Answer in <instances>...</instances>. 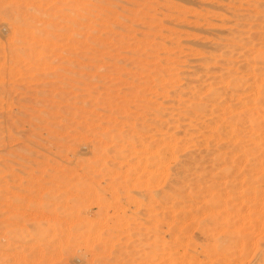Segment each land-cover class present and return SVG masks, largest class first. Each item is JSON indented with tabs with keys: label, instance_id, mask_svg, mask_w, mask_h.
<instances>
[{
	"label": "rangeland",
	"instance_id": "obj_1",
	"mask_svg": "<svg viewBox=\"0 0 264 264\" xmlns=\"http://www.w3.org/2000/svg\"><path fill=\"white\" fill-rule=\"evenodd\" d=\"M0 160V264H264V0H0Z\"/></svg>",
	"mask_w": 264,
	"mask_h": 264
},
{
	"label": "bare ground",
	"instance_id": "obj_2",
	"mask_svg": "<svg viewBox=\"0 0 264 264\" xmlns=\"http://www.w3.org/2000/svg\"><path fill=\"white\" fill-rule=\"evenodd\" d=\"M1 2H5V1H1ZM12 2V1H11ZM18 2V1H17ZM40 2V1H39ZM42 2V1H41ZM84 2V1H83ZM113 5V4H112ZM3 6V5H2ZM30 8V7H29ZM35 8V7H34ZM73 10V9H72ZM19 11V10H18ZM36 11H37V9H36ZM84 11V10H83ZM20 14V13H19ZM43 14V13H42ZM41 14V15H42ZM8 15V14H7ZM95 15V14H94ZM45 16V15H44ZM19 17V16H18ZM79 17V16H78ZM21 18V17H20ZM45 18V17H44ZM86 18V17H85ZM18 19V18H17ZM21 19H23V18H21ZM26 19V18H25ZM34 19V18H33ZM40 19V18H39ZM68 20V19H67ZM19 21H21V20H19ZM36 21V20H35ZM17 22V21H16ZM39 23V22H38ZM72 23H75L74 21L72 22ZM36 24V23H35ZM55 24V23H54ZM40 26V25H39ZM47 26V25H46ZM72 26H76V25H72ZM36 27V26H35ZM48 27V26H47ZM51 27V26H50ZM39 28V27H38ZM73 28V27H72ZM22 29V28H21ZM26 29V28H25ZM77 29V28H76ZM20 30V29H19ZM24 30V29H23ZM35 30V29H34ZM22 31V30H21ZM38 31V30H37ZM74 31V30H73ZM18 32V31H17ZM41 32V31H40ZM20 33V32H19ZM24 34V33H23ZM26 34V33H25ZM24 34V35H25ZM39 34V33H38ZM37 34V35H38ZM31 36H32V34H30ZM35 38V37H34ZM32 39V38H31ZM33 40V39H32ZM22 41V40H21ZM26 42V41H25ZM36 43V42H35ZM20 45V44H19ZM49 45V44H48ZM54 45V44H53ZM14 50V49H13ZM21 50V49H20ZM5 73V72H4ZM5 84V83H4ZM5 90V89H4ZM207 99V98H206ZM179 143V142H178ZM166 147H169V145L168 146H166ZM168 149V148H167ZM166 149V150H167ZM170 149V148H169ZM172 151V150H171ZM119 153V152H118ZM163 154V153H162ZM173 154V153H172ZM122 155V154H121ZM103 156V155H102ZM152 158V157H151ZM165 158V157H164ZM165 159H167V158H165ZM164 159V160H165ZM168 160V159H167ZM166 160V161H167ZM158 161V160H157ZM165 161V162H166ZM169 161V160H168ZM85 162V161H84ZM165 162L163 163V164H165ZM167 163V162H166ZM161 164H162V162H161ZM159 165V164H158ZM97 166V165H96ZM157 166V165H156ZM156 166H155V168H156ZM160 166V165H159ZM164 166V165H163ZM162 166V167H163ZM5 167V163H3V161L2 160H0V171H2L3 170V168ZM158 167V166H157ZM105 171V170H104ZM227 171V170H226ZM89 172V171H88ZM2 173V172H1ZM106 173V172H105ZM158 173V172H157ZM98 174V173H97ZM101 174V173H100ZM156 174V173H155ZM106 175V174H105ZM97 176V175H96ZM95 176V177H96ZM120 176V175H119ZM101 177V176H100ZM157 177V176H156ZM80 178V177H79ZM125 178V177H124ZM130 178V177H129ZM78 179V178H77ZM82 179V178H81ZM126 180H128V179H126ZM125 180V181H126ZM73 181V180H72ZM78 181V180H77ZM82 181V180H81ZM113 181V180H112ZM111 181V182H112ZM134 181V180H133ZM135 181H136V179H135ZM178 180H176V182H177ZM69 182V181H68ZM79 182V181H78ZM121 182V181H120ZM127 182V181H126ZM179 182V181H178ZM177 182V183H178ZM95 183V182H94ZM109 183V182H108ZM116 183H118V182H116ZM115 183V184H116ZM123 185H124V183L123 182H121ZM129 183H131V182H129ZM139 183V182H138ZM174 183V182H173ZM76 184V183H75ZM111 184V183H110ZM127 185H128V183H126ZM132 184V183H131ZM77 185V184H76ZM112 185H113V183H112ZM111 185V186H112ZM118 186H119V184H117ZM130 185V184H129ZM133 185H134V183H133ZM167 185V184H166ZM179 185H180V182H179ZM101 186V185H100ZM125 186V185H124ZM132 186V185H131ZM135 186H137L138 187V185H135ZM79 187H82V186H79ZM87 187V186H86ZM90 187V186H89ZM112 187H114V186H112ZM116 187V186H115ZM129 187V186H128ZM167 187V186H166ZM84 188V187H83ZM117 188V187H116ZM121 188H124V187H120V189ZM127 188V187H126ZM139 188V187H138ZM177 188H178V186H177ZM181 188V187H180ZM183 188V187H182ZM115 189V188H114ZM120 189L118 190V188H117V190L119 191V192H121L120 191ZM212 189V188H211ZM79 190V189H78ZM81 190H82V188H81ZM90 190V189H89ZM125 191H126V189H125ZM124 191V192H125ZM74 192H75V190H74ZM79 192V191H78ZM88 192V191H87ZM105 192V191H104ZM107 192H108V190H107ZM106 192V193H107ZM188 192V191H187ZM83 193V192H82ZM128 193V192H127ZM155 193V192H154ZM71 194V193H70ZM90 194V193H89ZM100 194V193H99ZM120 194V193H119ZM172 194V193H171ZM209 194V193H208ZM74 195V194H73ZM77 195V194H76ZM87 195H88V193H87ZM127 195V194H126ZM214 195H215V193H214ZM214 195L213 196H211V197H214ZM84 196V195H83ZM95 196V195H94ZM111 196V195H110ZM166 196V195H165ZM172 196V195H171ZM177 196V195H176ZM228 196V195H227ZM131 197V196H130ZM182 197V196H181ZM194 197V196H193ZM210 197V198H211ZM218 197V196H217ZM86 198H88V197H86ZM85 198V199H86ZM118 198V197H117ZM176 198V197H175ZM208 198H209V196H208ZM89 199V198H88ZM166 199V198H165ZM192 199V198H191ZM96 200V199H95ZM98 200V199H97ZM117 200V199H116ZM76 201V200H75ZM79 201H81V200H79ZM79 201H78V208H82V207H84V204L82 205L81 204V202H80V204L82 205L81 207L79 206L80 204H79ZM85 201V200H84ZM84 201H82V202H84ZM141 201V200H140ZM174 201V200H173ZM193 201V200H192ZM212 201V200H211ZM77 202V201H76ZM130 202V201H129ZM162 202V201H161ZM214 203V202H213ZM175 204V203H174ZM207 204V203H206ZM205 204V205H206ZM211 204H212V202H211ZM85 205H87V204H85ZM108 206V205H107ZM173 206H175V205H173ZM101 207V206H100ZM190 207V206H189ZM191 207H194V203L192 204V206ZM85 208V207H84ZM188 208V207H187ZM184 209V208H183ZM198 209H199V207H198ZM188 210V209H187ZM191 210H193L194 211V209H192L191 208ZM197 210V209H196ZM85 211V210H84ZM101 211V210H100ZM119 211V210H118ZM130 211V210H129ZM198 211V210H197ZM79 212H81V211H79ZM177 212V211H176ZM196 213V212H195ZM190 214H192V213H190ZM74 215V214H73ZM80 215V214H79ZM84 216V215H83ZM71 217V216H70ZM84 218V217H83ZM86 218V217H85ZM171 218V217H170ZM87 219H88V217H87ZM197 220V219H196ZM174 221V220H173ZM122 222V221H121ZM58 223V222H57ZM66 223V222H65ZM127 224V223H126ZM179 224V223H178ZM46 225V224H45ZM55 225H57V224H55ZM61 225V224H60ZM63 225V224H62ZM76 225V224H75ZM105 225V224H104ZM78 226V225H77ZM194 226V225H193ZM75 227V226H74ZM86 227H88V225L86 226ZM154 227V226H153ZM45 228V227H44ZM58 228V227H57ZM83 228V227H82ZM89 228V227H88ZM94 228V227H93ZM65 229V228H64ZM71 229V228H70ZM75 229V228H74ZM188 229V228H187ZM46 230V229H45ZM72 230V229H71ZM76 230H78V228L76 227ZM178 230V229H177ZM64 231V230H63ZM82 231V230H81ZM86 231H87V229H86ZM116 231V230H115ZM72 232V231H71ZM74 232H75V230H74ZM90 232V231H89ZM47 233V232H46ZM82 233V232H81ZM94 233V232H93ZM214 233V232H213ZM76 234V233H75ZM84 234V233H83ZM39 235V234H38ZM70 235V234H69ZM74 235V234H73ZM82 235V234H81ZM126 235V234H125ZM62 236H64V235H62ZM83 236V235H82ZM114 236V235H113ZM177 236V235H176ZM182 236V235H181ZM187 236V235H186ZM44 237V236H43ZM77 237V236H76ZM76 237H75V239H76ZM195 237V236H194ZM60 238V237H59ZM64 238V237H63ZM88 238V237H87ZM117 238V237H116ZM185 238V237H184ZM50 239V238H49ZM61 239H62V237H61ZM71 239V238H70ZM74 239V238H73ZM82 239H84V238H82ZM109 239V238H108ZM179 239V238H178ZM68 240H69V238H68ZM76 240H78V239H76ZM180 240V239H179ZM55 241V240H54ZM56 241H59V240H57L56 239ZM55 241V242H56ZM66 241V240H65ZM186 241V240H185ZM38 242V241H37ZM61 242H63L64 243V241H61ZM77 242V241H76ZM218 242V241H217ZM220 242V241H219ZM54 243V242H53ZM52 243V244H53ZM66 243V242H65ZM71 243V242H70ZM73 243V242H72ZM83 243V242H82ZM188 243V242H187ZM214 243V242H213ZM51 244V243H50ZM56 244V243H55ZM61 244V243H60ZM105 244V243H104ZM224 244H225V241H224ZM58 245V244H57ZM221 245V244H220ZM220 245H218V246H220ZM48 246V245H47ZM56 246V245H55ZM61 246H63L64 247V245H61ZM70 246V245H69ZM69 246H66V247H69ZM260 246V245H259ZM54 247V246H53ZM59 247H60V245H59ZM96 248H97V245H96ZM180 248V247H179ZM185 248V247H184ZM219 248H221V247H219ZM40 249V248H39ZM66 249V248H65ZM70 249V248H69ZM186 249V248H185ZM215 249V248H214ZM213 249V251L215 252V251H217L216 249L214 250ZM56 250V249H55ZM58 250H59V248H58ZM193 250V249H192ZM219 250V249H218ZM68 251V250H67ZM167 251V250H166ZM175 251V250H174ZM222 251H223V249H222ZM229 251V250H228ZM242 251V250H241ZM44 252V251H43ZM57 252H59V251H57ZM114 252H116V251H114ZM183 252V251H182ZM219 252H221V251H217V253H219ZM258 252V251H257ZM36 253V252H35ZM54 253V252H53ZM64 253V252H63ZM201 253V252H200ZM207 253V252H206ZM205 252L204 253H202L201 255L203 256L204 254H206ZM210 253V252H209ZM58 254V253H57ZM215 254V253H214ZM39 255H41L40 253H39ZM67 255V254H66ZM218 255V254H217ZM57 256V255H56ZM192 256V255H191ZM115 257V256H114ZM258 257V256H257ZM72 258V257H71ZM179 258V257H178ZM199 258V257H198ZM202 258V257H201ZM256 258V257H255ZM60 259H62V258H60ZM56 260V259H55ZM64 260V259H63ZM74 260V259H73ZM206 260H208V259H206ZM70 261H72V260H70ZM204 261V260H203ZM67 262V261H66ZM65 263V262H64ZM206 263V262H205ZM187 264V263H186Z\"/></svg>",
	"mask_w": 264,
	"mask_h": 264
}]
</instances>
